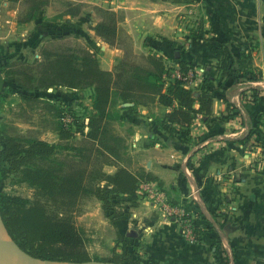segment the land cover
<instances>
[{"label": "crops", "instance_id": "1", "mask_svg": "<svg viewBox=\"0 0 264 264\" xmlns=\"http://www.w3.org/2000/svg\"><path fill=\"white\" fill-rule=\"evenodd\" d=\"M93 4L117 16L113 45L94 34L104 70H113L126 50L134 57L156 55L198 66L213 65L217 57L212 48L220 44L227 45L233 57L241 49L250 52L258 73L255 81H218L210 70L213 78L205 83L213 92L208 116L197 114L188 126L167 132L155 119L169 107L156 101L124 107L117 101L119 117L112 127L126 147L118 165L132 173L152 174L200 228L197 242L182 239L174 224L162 223V213L143 199L131 208L135 219L121 222L125 236L139 232L148 248L155 249V244L182 251V258L172 259L176 263L210 264L209 251L220 257L213 240L219 235L236 264H264V0H93ZM250 88L260 90L255 103L248 100ZM103 170L111 174L116 166Z\"/></svg>", "mask_w": 264, "mask_h": 264}, {"label": "trees", "instance_id": "2", "mask_svg": "<svg viewBox=\"0 0 264 264\" xmlns=\"http://www.w3.org/2000/svg\"><path fill=\"white\" fill-rule=\"evenodd\" d=\"M3 1L16 3L19 0ZM25 2L28 7L25 19L31 20L48 0ZM65 8L64 15L71 17L80 11L71 2H66ZM97 11L99 20L91 26V30L103 42L113 45L117 38V16L109 8L98 7ZM212 51L217 57L213 65L198 66L174 61L183 72L194 67L204 69V79L195 90L186 87L182 80L164 79V75L168 76L165 67L167 60L156 55L144 58L146 67L129 66L130 70L127 71L123 63L113 70H104L95 56L88 52L83 53L78 62L70 53L57 52L39 61L36 73L25 71L16 77L15 83L22 92L52 86L67 89L89 87L92 90L90 111L85 121L75 130V119L72 118L73 122L66 127L62 123L57 129L58 143L18 139L0 131V183L15 174L34 190L33 199L0 193L2 221L19 248L46 261L85 262L91 259L82 234L66 208L76 204L81 197L91 195L106 210L113 202V196L135 200L140 180L158 181L150 173H132L118 165L126 147L112 127V121L119 117L114 107L115 111L110 110L113 94L116 95V103H132L130 107L146 106L155 101L169 107V111L155 119L160 129L170 132L175 127H186L197 114L208 116L211 112L213 92L205 85L207 80L213 77L218 81L230 79L232 82L242 78L248 81L258 79L248 50L241 49L239 56L233 57L228 46L220 44ZM212 69L215 72L213 77L209 75ZM259 91L250 88L248 100L257 102ZM65 150L70 153L58 156ZM104 165H114L116 170L111 174L106 173ZM44 202L52 203L56 209L48 211ZM120 218L117 214L111 220ZM111 261L131 263L118 255H114Z\"/></svg>", "mask_w": 264, "mask_h": 264}, {"label": "rangeland", "instance_id": "3", "mask_svg": "<svg viewBox=\"0 0 264 264\" xmlns=\"http://www.w3.org/2000/svg\"><path fill=\"white\" fill-rule=\"evenodd\" d=\"M66 2H71L80 8L78 15L73 17L64 15ZM98 7L106 8L93 4V0H48L47 4L35 14V17L26 20L28 7L25 0H19L16 3L0 0L1 132L18 139H41L48 143H58L57 129L62 125L63 111H67V115L75 119L73 130L78 129L85 121L90 111L91 88L67 89L62 86H52L22 92L16 85L15 79L20 77L21 72L36 73L39 69L38 62L45 56L57 52L74 55L77 58L76 62L83 53L88 52L93 54L99 63L101 47L99 42L94 40V32L91 30V26L99 20ZM121 37L126 49H129L126 36L121 34ZM170 61L172 62V59ZM243 61L246 62V59L244 58ZM119 63L125 64L124 68L127 71L130 70L129 66L146 67L143 57H134L128 50L121 59L117 60L116 65ZM116 100V95L113 94L111 111H115L113 107ZM76 136L79 139V136ZM68 153L70 151L65 150L58 156ZM104 167L105 165L103 169ZM143 182L145 181H139L138 189ZM153 182L157 184L158 191L164 196L168 209L161 206V203L146 192H142L135 200L113 196L114 200L106 207V210L102 208L101 202L91 195L81 197L76 204L66 208L67 214L72 216L76 227L82 234L84 245L91 258L90 261L112 262L111 258L118 255L131 263L136 262L135 264H180L172 259L182 258L184 256L182 251L176 253L160 249L155 244L153 245L155 249L148 248L149 245H146L142 237L138 236L139 232L125 236L120 226L121 222L132 220L131 208L139 205V200L147 199L150 205L156 206L162 213L161 222L170 221L174 224L175 231L182 239L188 240L184 237L183 223L184 219H188L194 228L195 242L199 240L197 231L200 235V228L195 223L197 220L192 219L182 205L177 204L172 197L168 196L158 181ZM33 191L32 187L21 181L15 174L9 175L0 183L1 194L33 199ZM44 204L48 211L56 209L50 202H44ZM117 214L121 218L112 221V217ZM213 240L220 257L217 258V255L214 256V253L209 251L211 258L213 257L210 264H226L228 261H231L230 264H236L233 251L224 248L220 236L216 235ZM3 252L4 248L0 238V254Z\"/></svg>", "mask_w": 264, "mask_h": 264}, {"label": "built area", "instance_id": "4", "mask_svg": "<svg viewBox=\"0 0 264 264\" xmlns=\"http://www.w3.org/2000/svg\"><path fill=\"white\" fill-rule=\"evenodd\" d=\"M165 67L168 72V76L164 79H178L182 80L185 83V86L188 88H191L195 90L198 85L203 81L205 76V71L202 67H194L189 68L187 71H181L179 69V66L175 62H165ZM61 121L63 123V126H69L73 119L67 115V111L62 112ZM142 192L148 193V195L158 201V203H161V206H163L165 209H168V207L165 205V199L164 196L158 191L157 184L155 182H143L140 184L139 189L137 190V196ZM176 210V209H174ZM183 213H181L182 215ZM185 230H184V237L188 239L190 242L196 241V235L194 233V228L191 226L190 221L188 219L183 220Z\"/></svg>", "mask_w": 264, "mask_h": 264}, {"label": "water", "instance_id": "5", "mask_svg": "<svg viewBox=\"0 0 264 264\" xmlns=\"http://www.w3.org/2000/svg\"><path fill=\"white\" fill-rule=\"evenodd\" d=\"M132 103H123L122 106H130ZM0 231L7 237V241L9 244L13 247L14 251L16 252L17 258L21 262V264H45L47 262L52 263H66V264H123V263H114V262H94V261H85V262H55V261H46L38 259L32 255H30L28 252L22 250L17 246V244L10 238L8 235L4 223L2 221L1 215H0ZM0 264H3L0 262Z\"/></svg>", "mask_w": 264, "mask_h": 264}, {"label": "bare ground", "instance_id": "6", "mask_svg": "<svg viewBox=\"0 0 264 264\" xmlns=\"http://www.w3.org/2000/svg\"><path fill=\"white\" fill-rule=\"evenodd\" d=\"M1 243L4 248V252L0 254V262L3 264H21L19 259L17 258L16 252L13 247L7 241V237L0 231ZM45 264H66V263H52L47 262Z\"/></svg>", "mask_w": 264, "mask_h": 264}]
</instances>
